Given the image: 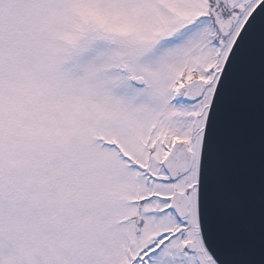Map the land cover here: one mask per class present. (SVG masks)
<instances>
[{"label":"snow or ice","instance_id":"snow-or-ice-1","mask_svg":"<svg viewBox=\"0 0 264 264\" xmlns=\"http://www.w3.org/2000/svg\"><path fill=\"white\" fill-rule=\"evenodd\" d=\"M0 264H264V0H0Z\"/></svg>","mask_w":264,"mask_h":264}]
</instances>
